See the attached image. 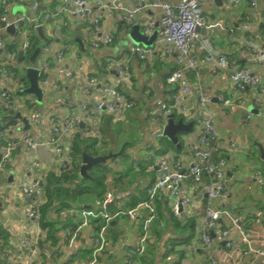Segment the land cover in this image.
Wrapping results in <instances>:
<instances>
[{
  "label": "crops",
  "instance_id": "1",
  "mask_svg": "<svg viewBox=\"0 0 264 264\" xmlns=\"http://www.w3.org/2000/svg\"><path fill=\"white\" fill-rule=\"evenodd\" d=\"M4 1H7L10 5V18L19 15L27 18L26 32L31 39H35L39 43L40 53L33 64L39 65L41 61L45 60L41 50L45 45L50 46V52L46 57L48 70L43 76H40L39 81L46 80L50 84H56L59 87V91H54L51 85L50 87L40 86L43 91V97L39 107L44 116L43 123H41V134L44 138L49 136L48 117L52 115L62 117L70 110L81 113L83 105H92L100 98L99 86H89L87 83L88 79H96L100 83L103 81H113L116 77L115 70L113 67L108 68V64L112 62L124 63L126 65L130 78L126 84L119 88V91L125 100L134 102V107L130 111H127L122 119H113L112 116L101 113L100 116L90 118L85 123L97 127L98 136L91 138L98 141L96 147L100 148V156L111 155L112 158L106 163L116 173L121 172L125 174L120 183L121 194L117 201H113L107 205H111V210L116 209L114 213L120 211V209H124L125 211L130 210L131 208L128 205L132 204L136 199L141 198L139 194L147 186L151 185L158 176L156 161L146 150L147 144L151 143L160 147L161 143L160 140L156 141L154 138L155 127L152 123L151 112L161 104L170 101L174 95L175 88L166 84L165 77L168 72L178 69L172 57H165L162 60L156 59L148 64H144L132 53L133 47L137 45L145 48L160 47L158 42L160 10L145 7L155 0H142L136 20L129 26L123 22L119 12L105 13V15L100 17L97 25L89 19L67 17L59 12L60 0H43L40 7L34 12L29 9L30 0ZM101 1L107 3V5L120 3L127 9H133L136 6L135 0ZM164 1H168L173 5L179 2V0ZM249 1L241 0L236 6L228 5L226 0L203 3L200 9L208 24L222 23L224 29L219 31L200 28L198 30L199 41L208 48L218 46V50H214V52H222L227 55L230 69L249 67L255 73L262 75L264 70L263 65L253 62L249 57H244L243 55L248 35L244 30L245 23L249 24L247 27L250 30L258 33L264 29V0H259L255 11L249 7ZM47 13H50L52 16L48 24L40 20L42 19V15ZM255 13L258 16L257 21L252 20V14ZM150 21L155 23V27L151 32L147 33L145 32V27ZM107 34L113 37L110 45L99 48L91 46L94 40H98ZM132 34H138L147 39L148 42L145 45L135 43L131 38ZM216 35L218 36V40L215 39ZM2 37L8 45L18 47L17 53H15L14 69L17 71L15 72L17 79L21 81L24 77L26 78L25 71L29 68L30 63H23L21 60L17 61L18 53L21 51L20 38L18 35L15 36L7 33L6 30L2 32ZM59 51L64 52L66 55L64 66L73 72L71 78L58 79L54 75V68L56 67L54 57ZM188 79L191 85V97L194 100H197L199 96L214 98L216 95H223L226 97L231 88L228 70L213 71V68L205 65L189 75ZM250 96L251 93L247 90L241 94V97L247 100V110L250 111V106L253 109L250 111L253 113V116L248 126L243 124L244 113L241 109H236L235 114L232 116L224 114L221 104L214 100L210 106V111L213 115V125L219 133L218 145L228 156L229 169L227 170L226 177L230 191V198L228 200L213 203V205L217 208L227 209L232 214L238 216L241 221H246L254 215V218L251 219L252 222L257 217L261 218L258 208L264 205V189L257 184L252 176L254 170L260 172L261 169V164L257 162L256 158L260 157L261 161L264 160V156L263 158L261 157L256 146V144H260L264 152V118L257 115L259 112L251 102ZM13 98L17 105L16 110L12 114L0 111V124L8 122V129L18 126L17 121L23 119L20 122L19 129L24 128L27 130L28 126L24 118L27 117L29 112L28 103L30 101L36 103V99L27 93L20 95L16 90L13 92ZM233 103L236 104V97L233 98ZM224 116H228L230 121H226ZM183 122L187 124L192 121L183 118ZM238 125L241 128H238ZM82 128L83 125L80 126V130L75 136L79 135L82 138H87L81 131ZM9 131L18 136L19 130L10 129ZM197 137L198 131L193 125L190 132L180 134L183 147L181 152L177 153L168 149L167 153L169 154H157L159 156H172L175 162L180 163L183 171H186L190 166L195 164L204 167V163L192 159L189 154L190 144ZM231 141H236V148L228 151ZM251 143L252 145H250ZM20 145L22 146V144ZM20 145H16L6 169L0 172V179L4 181L2 186H0L2 188L0 190V215H4L6 212L8 214L2 217L3 222L0 221V229L8 236L6 243L2 246L3 249L0 250V264H11L7 261L6 251L17 247L25 233L26 220L24 211L29 202L22 198L19 193H17L18 195L13 194V190L18 191L16 187L27 176V169L30 166L31 158L24 152L23 146L21 147ZM252 146L255 147L256 153L252 150ZM122 153L127 157L126 162L121 157ZM36 157L41 166L38 173L44 177V180L48 174L60 176L58 165L49 148H39L36 152ZM136 162L137 164L140 163V168L135 166ZM129 168L133 171L128 170ZM152 170L155 173L149 175ZM138 172L142 174L134 178L132 174L135 175ZM116 175L118 176V174ZM208 182V179L203 178V193L201 198L194 197L193 190L195 187L190 181H184L181 185L182 193L189 196L193 202L191 207L184 209L181 218L194 223L191 234L192 238L189 244L187 246H179L176 249L184 250L185 253L182 259H179L177 254H173V260L166 261L165 248L169 240L172 238L179 240L181 238L169 226L167 229H163L165 232H163V236L158 241L156 248L150 249L152 250L150 261L142 263L139 262L140 258H136L132 264H207L197 243V235L198 227L203 217V208L206 205L204 201H206ZM5 186L10 188V190H7V188L3 189ZM14 195L18 197L17 200L13 198ZM157 198H162V201L166 202V209L170 211V203L173 199H168V197L163 195H159ZM161 206L159 205V207ZM80 212H61L59 214V221L54 225L56 242H53L48 237V227L41 226L44 232V239L41 240L40 245L52 252V259L44 260L43 264H68L71 260L70 264H83L87 259L80 260L78 255L91 250V239L94 233L91 226L81 227L77 232L75 241L72 245H68V240L70 239L68 233L71 230L76 231L81 226ZM142 214L138 213L134 221H130L127 216L121 215L110 222L109 226L113 227L116 225L114 230L119 233V236L114 242L109 240L113 246L101 254V264H127L126 255L135 246L140 234L139 224L143 217ZM72 225L75 226L73 227L74 229H71ZM65 226L68 227L64 229ZM163 227L164 225L161 226L160 224V228ZM253 231L257 239L259 235L262 236L264 234V225L254 226ZM231 236L236 237L235 232H232ZM219 247L221 245L214 246L215 249ZM245 264L260 263L258 261H247Z\"/></svg>",
  "mask_w": 264,
  "mask_h": 264
},
{
  "label": "built area",
  "instance_id": "2",
  "mask_svg": "<svg viewBox=\"0 0 264 264\" xmlns=\"http://www.w3.org/2000/svg\"><path fill=\"white\" fill-rule=\"evenodd\" d=\"M43 0H30L29 9L34 12ZM136 6L133 9H127L120 3L110 4L96 0H60L59 12L67 17H80L93 21L95 25L99 23L100 17L105 13L119 12L123 22L129 26L137 17L141 8L142 0H135ZM215 0H179L176 5L164 0H155L146 8H157L160 10L159 25V48H145L134 46L132 53L144 64H148L156 59L162 60L165 57H172L178 66V69L170 71L165 77L167 85L176 88L170 101L161 104L151 112L152 123L155 127L154 138L159 141L163 137V129L169 115H177L190 119L198 131V137L190 144L189 154L194 160L204 163V167L195 164L186 171L182 170L180 163L175 162L172 156H159V145L147 144V153L154 158L157 165L158 176L155 181L147 186V199L138 204L135 208L127 211H117L109 214L104 211V206L117 201L121 189L120 184H115L112 177L105 180V192L102 202H95L92 210H82L79 214L81 226L76 231L71 230L68 233V245L77 238V232L81 227L91 226L94 230L91 239V255L83 264H101L100 256L112 243L108 239V226L110 222L121 215L127 216L130 221H134L138 213L142 214V226L135 246L129 250L126 255V263L132 264L136 258H141L146 253L148 241L151 238V225L156 219L155 200L159 195L173 199L170 203V212L172 217L180 219L184 209L193 204L191 198L182 193L181 185L184 181L192 179L194 185L193 195L201 198L202 189V168L210 176V182L206 187L207 204L203 208V217L198 227L197 243L204 255L207 264H245L247 261L264 264V234L259 235L253 231L254 226L262 224L260 217H257L250 223V228L245 230L238 216L232 214L224 208H217L213 203L225 202L230 198L229 184L227 180V170L229 169L228 159L223 157L221 148L218 145L219 133L213 125V115L210 111L212 102L216 100L221 104L224 114L234 115L236 109H241L244 113L243 124L248 126L253 113L247 110V100L241 97L246 90L251 93V102L256 110L264 118V70L259 75L249 67H240L230 69V63L227 55L222 52L215 53L218 46L213 48L206 47L199 41L198 30L207 28L211 30H223L222 23L208 24L206 18L201 12L200 7L205 2ZM241 0H226L228 5L236 6ZM259 0H250L249 7L255 11ZM0 111H6L7 114L14 113L17 107L13 92L23 88L22 83L16 78L13 72L16 55L9 50V45L2 37V32L12 27L16 35L20 38L21 51L28 50L31 42L27 34V18L19 15L10 18V5L7 1L0 0ZM52 16L50 13L42 15L44 23H49ZM257 13L252 14V20L257 21ZM35 20V19H34ZM36 21V20H35ZM246 31V49L244 57H249L253 62H257L264 67V29L258 33L250 30L245 23ZM155 23L150 21L146 24L145 32H151ZM218 40V36H215ZM113 37L110 34L94 40L91 43L93 48L108 46L112 43ZM42 55L45 60L39 65L29 64L30 68H35L40 72V76L48 70L46 57L50 52V46L45 45L42 48ZM56 67L54 75L58 79L71 78L73 72L65 68L66 55L59 51L55 54ZM209 66L213 71L229 72V81L231 88L229 94L216 95L214 98L208 96H199L197 100L191 97V85L188 75L197 71L202 66ZM114 68L116 77L113 81L98 82L96 79H88L87 83L93 87L98 85L100 98L90 105H83L80 112L70 110L64 116L52 115L48 117L49 136L43 137L41 134V123L44 116L40 107L34 101H30L29 112L24 118L28 129L20 128L21 120H18V126L8 128L9 130H19L18 136L7 129L8 122L0 124V172L6 169L10 161L12 152L17 144H22V149L31 158L30 166L27 169V176L16 187L22 198L29 204L24 211L26 220L25 233L17 247L6 251V258L11 264H43L44 260L52 259V252L40 245L44 239V232L41 227L40 208L45 203L44 177L38 171L41 169L40 163L36 157V152L41 147H47L51 150L54 160L58 165L59 175L70 170L72 166V143L75 134L83 125L82 132L85 137L93 138L98 136L97 127L86 124L90 118H96L101 113L112 116L113 119H122L127 111L134 107V102L125 100L119 91V88L129 81L130 75L124 63H109L108 68ZM52 86L54 91H59L56 84H50L49 81H39V87ZM86 92V91H85ZM236 97V104L233 98ZM11 118V117H10ZM236 148V141H231L228 151ZM218 153V161H213V154ZM158 155V156H157ZM135 165V164H134ZM136 166V165H135ZM254 180L264 189V179L258 170L252 172ZM10 190L7 186L3 187ZM2 188H0L1 190ZM101 210L96 212L95 210ZM94 219L99 220L98 226L92 224ZM163 226V223H161ZM235 232L236 237H232ZM1 244V239H0ZM221 245L218 249L214 246ZM171 247L167 246V251ZM174 256L170 252L166 261L173 260Z\"/></svg>",
  "mask_w": 264,
  "mask_h": 264
},
{
  "label": "trees",
  "instance_id": "3",
  "mask_svg": "<svg viewBox=\"0 0 264 264\" xmlns=\"http://www.w3.org/2000/svg\"><path fill=\"white\" fill-rule=\"evenodd\" d=\"M52 11V10H51ZM1 14V9H0ZM9 50L17 53L18 47L9 45ZM39 43L35 41V39H31L30 46L27 51L24 52V55L21 59V62L27 63L29 60V57L32 55L34 50L36 48H39ZM13 72H17L16 69L13 70ZM192 74V73H191ZM189 74V75H191ZM188 75V76H189ZM16 76V75H15ZM17 78V76H16ZM23 85L22 89L18 90V93L20 95H25L24 90L28 87L27 79L24 77L20 81ZM175 88V87H174ZM176 90V88H175ZM174 90V91H175ZM39 106V104H37ZM174 121L183 120V118L176 113H173ZM14 119V117H12ZM179 138V148L174 147L166 138L162 137L160 139V151L158 153H164L168 151V149L173 150L174 152H181L182 150V142ZM98 141L92 138H82L79 135L75 136L73 138L72 143V166L70 170L66 171L65 173H62L60 176H54L52 174H48L45 178L44 183V190H45V203L40 208V216H41V226L42 227H48L49 229V238L56 242V231L54 229V225L56 222H58V216L61 212H68V213H76L80 212L82 210H92L95 206V202H102L103 201V195L105 192V180L109 177H113V181L115 184H120L122 182V177L125 175L121 172L116 173L112 167H110L107 163L100 164L97 166L92 167L87 171V177L83 178L79 175L78 168L81 164L82 155L86 154L92 157H97L101 155L100 148H97ZM223 157L228 159V156L222 151ZM122 159L126 162L127 157L124 156V153L121 155ZM219 155L218 153L213 154L212 160L218 161ZM257 162H260L261 169L260 174L264 179V160L261 161L260 157L256 158ZM138 168H140V163H135ZM128 170L133 171L131 168ZM155 172L152 170L149 175L154 174ZM202 183L203 178H206L210 182V176L207 175L204 171V168H202ZM118 174V176L116 175ZM141 175L142 173L138 172L135 175L132 174V176L135 178L137 175ZM148 176V175H144ZM189 181H192L191 178H189ZM208 182V184H209ZM192 183V182H191ZM121 191V189H120ZM141 198L136 199L132 204H129V208H135L138 204L142 203L147 199V193L146 190H144L142 193L139 194ZM207 204V200L204 201ZM159 205L161 207H159ZM167 205L166 202L162 201V198L155 200V208H156V219L153 221L150 229H151V238L148 241V245L146 248V253L143 257L139 259V262L145 263L146 261H150L151 256V248L155 249L157 246L158 241L162 238L163 232H165L163 229H167V227H172V229L175 231L176 235L180 236L181 238L178 239H170V247L171 250L167 251V247L165 248V255H168V252L171 254H177L179 256V259H182L184 256V250H176L179 248V246H187L190 242V239L192 238V230L194 228V223L190 221L183 220L182 218L176 219L172 217L171 212L166 209ZM104 211L107 213H114L116 209H112L111 205L104 206ZM102 210V209H101ZM101 210H95L96 212H100ZM103 211V210H102ZM120 211H125L124 209H120ZM258 211L261 213L262 218V224L264 225V205L258 208ZM254 218V215L250 218H248L246 221H242L241 224L243 225V228L248 230L250 228L251 219ZM183 222V223H182ZM99 220L94 219L92 221V224L95 225V227L98 226ZM143 221L140 222V228L142 226ZM163 223L164 227L160 228V224ZM192 224V226H191ZM68 226H65L67 228ZM74 225H72L71 229H74ZM108 238L111 241H116L118 239L119 233L114 230V227L116 225L108 226ZM184 236V237H182ZM7 234L0 229V250L3 249V244L6 243L7 240ZM168 243V244H169ZM167 244V246H168ZM91 250L82 252L78 255V258L85 259L90 257ZM149 256V259H148ZM100 259V258H99ZM72 260L68 263L70 264Z\"/></svg>",
  "mask_w": 264,
  "mask_h": 264
},
{
  "label": "water",
  "instance_id": "4",
  "mask_svg": "<svg viewBox=\"0 0 264 264\" xmlns=\"http://www.w3.org/2000/svg\"><path fill=\"white\" fill-rule=\"evenodd\" d=\"M7 33L15 35V31L12 27L6 29ZM132 40L135 43L145 45L148 41L144 37H141L138 34L131 35ZM40 53V48H36L32 55L29 57L28 63L33 64L35 59ZM23 56V51H19L17 61L19 62ZM25 76L28 81V88L25 90V93L30 94L35 97L36 103L41 104L43 91L39 87L40 72L35 68H27L25 71ZM193 123L185 124L183 120L174 121L173 115H169L166 120V125L163 129V137L166 138L174 147L179 148V139L178 136L182 133H188L191 131ZM27 128V127H26ZM261 157L263 158L264 152L260 144H256ZM110 158L111 155L106 156H97L92 157L86 154L82 155L81 164L78 168L79 175L83 178L87 177V171L94 166L105 164Z\"/></svg>",
  "mask_w": 264,
  "mask_h": 264
},
{
  "label": "rangeland",
  "instance_id": "5",
  "mask_svg": "<svg viewBox=\"0 0 264 264\" xmlns=\"http://www.w3.org/2000/svg\"><path fill=\"white\" fill-rule=\"evenodd\" d=\"M252 110H253V109H252V106H250V111H252ZM250 111H249V112H250ZM224 118H226V121H230L228 116H224ZM250 123H251V121H250ZM238 128H241L240 125H238ZM250 145H252V143H251ZM252 150L256 153V149H255V147L252 146ZM167 152H168V151H166V152H164V153H161V154H166ZM167 154H169V153H167ZM245 160H246V159H245ZM251 165H252V164H251ZM252 166H253V165H252ZM3 182H4V181H3L2 179H0V186H2V183H3ZM17 193H18V191L13 190V194L18 195ZM16 195H14L13 198L17 200L18 197H17ZM9 210H10V209H9ZM6 215H8L7 212H6L4 215H0V221H1V222H3V221H2V217H5ZM3 219H4V218H3Z\"/></svg>",
  "mask_w": 264,
  "mask_h": 264
}]
</instances>
